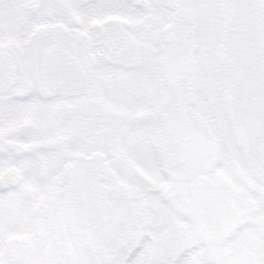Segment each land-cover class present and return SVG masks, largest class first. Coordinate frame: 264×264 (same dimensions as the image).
<instances>
[{
	"label": "snow or ice",
	"instance_id": "6c2138e0",
	"mask_svg": "<svg viewBox=\"0 0 264 264\" xmlns=\"http://www.w3.org/2000/svg\"><path fill=\"white\" fill-rule=\"evenodd\" d=\"M0 264H264V0H0Z\"/></svg>",
	"mask_w": 264,
	"mask_h": 264
}]
</instances>
